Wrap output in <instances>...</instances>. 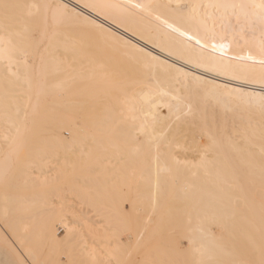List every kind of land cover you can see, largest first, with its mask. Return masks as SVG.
Instances as JSON below:
<instances>
[{"label": "bare ground", "instance_id": "1", "mask_svg": "<svg viewBox=\"0 0 264 264\" xmlns=\"http://www.w3.org/2000/svg\"><path fill=\"white\" fill-rule=\"evenodd\" d=\"M261 2L0 0V243L20 264L78 260L82 230L129 221L134 242L105 240L110 262L166 222L185 243L166 241L162 264H260ZM24 129L46 135L28 152Z\"/></svg>", "mask_w": 264, "mask_h": 264}, {"label": "rangeland", "instance_id": "2", "mask_svg": "<svg viewBox=\"0 0 264 264\" xmlns=\"http://www.w3.org/2000/svg\"><path fill=\"white\" fill-rule=\"evenodd\" d=\"M50 27L53 28V25L51 24ZM32 37L33 38L36 37V34L33 33ZM43 46L44 45L42 44L41 47L38 49L39 52L42 51ZM27 60H28V62H30V57H27ZM45 136H46L45 134H41V133H39V131H35L33 129L32 130L24 129L22 131V133L20 135H18V137L14 141L13 145L18 146L19 144L22 145V143L24 144V142H26V144L24 145L26 147L25 148V152H28V150L31 148L27 144L28 141H33L35 139L43 138ZM49 166L50 167L54 166V163H50ZM13 180L15 182H17V183L21 182L20 178H14ZM68 181H69L68 179L67 180H63V184H65V182H67V184H68ZM70 182H71V180L69 181V183ZM76 183H78V182L76 181ZM67 184H66V186H67ZM70 184H68V185H70ZM78 184H80V183H78ZM53 185H55V183ZM48 197L54 201V207H56V204H55L56 201H61L62 200V201H66L69 205L74 206L75 211L77 210V211L89 212L88 216H92L93 215V212H90L87 209V207L84 206L83 203H79L78 202L79 200L75 199L71 195H68L66 197L65 196L64 197H60V196H55V195L54 196H48ZM125 197H126V199L127 198L129 199V202H128V199L126 201ZM125 197L121 196V198L124 199L123 200L124 202L120 199V196L117 197V199H119L118 202H120L119 203L120 205L123 204V207H121L120 210L122 209V211L125 210V212H127L128 209H130L129 203L132 200H131L130 197H127V196H125ZM118 202H117V204H118ZM120 205H118V206H120ZM57 206H58V204H57ZM126 209H127V211H126ZM71 211L72 210L70 209L69 212H71ZM129 211H131V210H129ZM174 219L175 218H173L172 223H174L173 225H176V223H178V219H175L176 223H175ZM162 220L166 221V219H165L163 214L161 215V221ZM131 223L132 222L129 221L128 225L130 226ZM164 223H166V222H164ZM164 223H162V227H161L160 231L155 232V234H153L152 231H149L146 234L145 241L141 245V250H140L139 255L136 256V255H134V253H132L128 258H126V261H125L126 263H127V259H128V263L127 264H154V263L162 264L163 262L165 263V260H166L165 255L163 256V254L161 253V251L165 249V242L166 241H168V242H176L181 247L184 245L185 242H184V240L181 237L180 231L177 230L178 231L177 232V231L170 230V224L169 223L164 224ZM134 225H135V223H134ZM97 226L98 227H95V226L87 227L86 230H82V232L85 234L84 240L82 242L76 244L75 246H73V248L72 247L69 248L70 251L76 250V253L78 251L81 253V254L80 253L78 254L79 256L77 255L78 260L72 261V258H70V253H66L67 255L65 254V255H61L60 256L61 260L64 261L65 264L66 263L67 264H73L74 262L76 264H109L110 261L107 260L108 259L107 252L110 249H112L113 245L110 247L105 242V240L107 241V237L111 236L110 239L111 240L113 239L112 241L108 238V241H110L111 243L112 242H117V240H120L121 242H127L129 240V238L134 242V239H135L134 236L135 235H134V227L132 225H131L132 227L130 226L131 230L129 229V226L128 227H124L125 225L124 226L122 225L121 229L118 230L119 232L117 231V229H119L118 226L116 227L117 229L114 227V229H116L117 232L114 231V229H113V231L115 233L113 232L109 236H108L109 232L111 233L112 231H105L102 226H99V225H97ZM112 228H113V226H112ZM123 228H128V230H124ZM104 233H106V234H104ZM117 233L119 235H117ZM97 234H99V238H98ZM102 234H104V235H102ZM97 239H99V240H97ZM114 239L115 240L117 239V240L115 241ZM2 248L3 247L0 245V249L1 250H2ZM153 248L156 251V256L155 257L153 256ZM87 253H91V257L87 258L86 257ZM170 258L173 261L174 259H176L178 257L173 258V256H171ZM4 260L5 259H4L3 255L0 254V264H4ZM82 261H84V262H82ZM152 261H154V263ZM5 262H6V264L8 263L7 260H5ZM111 264H117V263L115 261H111Z\"/></svg>", "mask_w": 264, "mask_h": 264}, {"label": "crops", "instance_id": "3", "mask_svg": "<svg viewBox=\"0 0 264 264\" xmlns=\"http://www.w3.org/2000/svg\"><path fill=\"white\" fill-rule=\"evenodd\" d=\"M0 245L3 247L2 250L0 249V254L7 260V264H20L17 256L8 247L2 243H0ZM5 260L4 264H6Z\"/></svg>", "mask_w": 264, "mask_h": 264}, {"label": "snow or ice", "instance_id": "4", "mask_svg": "<svg viewBox=\"0 0 264 264\" xmlns=\"http://www.w3.org/2000/svg\"><path fill=\"white\" fill-rule=\"evenodd\" d=\"M4 7H5V9H7L8 5H4ZM235 7H237V6H233V8H235ZM239 7L244 8V7H247V6L240 5ZM251 7H258L261 10V15L264 16V0H262L260 5H258V6L257 5H252ZM237 19L239 20V16H237ZM189 39H191V37H189ZM196 43L199 44L200 40L197 39ZM215 47L216 46L213 45V48H215ZM109 264H111V262H109ZM117 264H122V262L117 261ZM170 264H179V262L178 261H172V262H170ZM260 264H264V259H262L260 261Z\"/></svg>", "mask_w": 264, "mask_h": 264}]
</instances>
